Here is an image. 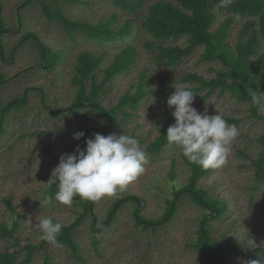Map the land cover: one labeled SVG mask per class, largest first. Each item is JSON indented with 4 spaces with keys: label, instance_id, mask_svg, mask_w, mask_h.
<instances>
[{
    "label": "rangeland",
    "instance_id": "rangeland-1",
    "mask_svg": "<svg viewBox=\"0 0 264 264\" xmlns=\"http://www.w3.org/2000/svg\"><path fill=\"white\" fill-rule=\"evenodd\" d=\"M0 1L6 28L11 30L2 37L7 57L26 32H33L48 46L64 51L59 64L50 71L39 67L38 47L32 39L16 46L12 59H0V71L7 78L0 85V105L20 96L23 91L27 98L23 107L5 114L0 133V223L9 226L15 218L4 202L7 199L19 213L14 234L22 244L30 242L39 245L42 240L37 222L40 219L52 217L54 222L69 224L82 212V205L77 201L72 207L54 200L51 204L43 203L44 197L48 196L44 191L45 185L52 180L51 173L59 163L60 154L73 152L77 144L81 146L82 138L73 139L74 133L99 129L104 122L103 117L91 109L62 112L55 117L50 115V109L57 110L72 103L75 89L70 83V76L75 57L80 51L105 53L97 72L100 76L102 67L112 60L124 42H99L79 32L68 36L56 20L45 15L39 0L26 5H23L25 0ZM45 3L71 19L93 23L106 19L111 13L118 12L119 21L128 16L117 9L111 0H92L88 4L64 0L52 3L51 0H45ZM146 5L134 16L136 25L133 34L125 41L136 48V62L130 70L106 82L99 100L106 108L114 107L127 89L134 90L140 73L146 72L149 93L133 111V117L122 123L117 135L125 133L135 136L147 154L148 163L144 174L130 183L125 191L92 202V210L98 221L105 218L112 201L126 194L143 198L138 213L141 212L145 218L155 220L163 215L166 207L164 199L172 195L171 176L176 175L183 185L189 171L180 157L179 147L170 145L158 154H151L145 149L157 135L156 123L163 111L156 93L158 72L167 73L172 94L175 91L174 84H183L190 89L196 85L181 80L185 72H195L208 79L214 75L213 70L221 68L217 62L200 60L202 47L173 67L157 64L151 51L143 46V42L149 39L140 24ZM215 12L214 27L225 17L224 13L216 9ZM241 22L242 19L237 17L230 26L227 33L229 42L235 41ZM164 44L184 46L186 37L168 40ZM194 97L193 107L198 111L207 110L209 115L219 113L223 118L236 119L235 125L240 132L232 142L228 163L221 169H210L198 181V187L215 200L226 203L224 215L209 221L212 236L220 244L239 245L243 250L250 251L249 254H243L245 251L238 253L223 247L220 253L228 260V264H255L253 261L264 264V185L254 178L249 159L238 153L243 151L249 157L256 158L260 150L257 138L263 132L264 125L251 115L249 102L238 101L229 92L218 94L216 91L205 96V90H202L195 92ZM95 133L108 135L93 131L89 133V138ZM135 206L131 202L122 204L109 226L100 228L99 232L92 230L90 214L81 220L72 238L82 261L76 259L68 247H56L45 242L29 264H43L45 258H48L49 264H200L201 255L191 244L196 242L203 212L201 207L184 195L169 222H164L155 230L152 227L144 230L135 223ZM28 219L32 223L26 227ZM8 243L10 239L0 237V251Z\"/></svg>",
    "mask_w": 264,
    "mask_h": 264
},
{
    "label": "trees",
    "instance_id": "trees-1",
    "mask_svg": "<svg viewBox=\"0 0 264 264\" xmlns=\"http://www.w3.org/2000/svg\"><path fill=\"white\" fill-rule=\"evenodd\" d=\"M31 1L33 0H25L23 5L29 4ZM64 1L88 4L92 0ZM39 2L45 15L56 20L68 36L79 32L99 42H124L113 55L112 60L102 67L100 76L97 72H99L105 53L95 54L90 50L80 51L75 57L70 76V83L75 89L72 103L57 110L50 109V115L53 117L62 112L71 113L81 108L94 110L103 117L104 122L99 129L91 128L84 131L85 136L82 137L81 148L85 146V139L90 137V132L118 134L122 123L133 117V111L149 93L148 78L146 72H143L140 73L134 90L127 89L114 107L106 108L99 100L100 95L104 93L106 82L118 74L127 72L136 62V48L125 41L128 36L133 34L136 25L134 16L145 4H147L145 15L140 24L148 33L149 39L143 42V46L146 50L151 51L154 61L164 67H173L198 47H202L200 60L217 62L221 68L213 70L214 75L208 79L195 72H185L181 76V80L196 84L191 90L194 92L205 90V96L216 91L218 94L229 92L238 101L249 102L251 115L264 125V106L260 111L262 106L252 100L253 94H264V0H231L227 7H222L220 0H111L117 9L128 16L119 21V13H111L106 19L95 23L71 19L64 13L48 6L45 0H39ZM51 2L56 3V0H51ZM215 9L225 14L216 27H214ZM2 13L3 4L0 1V59L2 61L12 59L16 46L25 40L32 39L38 47L39 61L37 63L39 67L50 71L59 64L64 55L63 49H53L33 32L24 33L7 57L3 49L2 37L4 33L11 32V30L6 28ZM237 17L242 19L241 26L235 41L229 42L227 33ZM181 36L186 37L184 46L164 44L165 41L176 40ZM20 73L22 72L18 74ZM5 81L7 78L0 71V85ZM156 85V93L163 111L161 119L156 123L157 135L145 147L146 151L151 154H158L170 145L178 147L175 144H169L166 138L167 128L175 123L171 114L174 108H169L166 103L167 98L171 95L167 73L158 72ZM26 101V92L23 91L20 96L0 105V133L3 130L5 114L13 109L23 107ZM224 119L229 124L237 123V120L231 117ZM257 142L260 144V150L256 158L249 157L243 151L238 153L249 159V163L253 167L254 178L264 185V130L257 138ZM180 157L188 167L187 180L185 184L181 185V181L176 179V175L171 176L172 195L170 198L164 199L166 207L161 217L155 220L145 218L141 212L138 213L142 207L143 198L135 194H126L118 196L112 201L105 218L98 221L92 210V202L81 201L79 197H75L74 201L82 205V212L71 223L64 224L65 227L62 228L58 240L72 251L76 259L82 261V258L77 254V246L72 238V233L86 215L90 214L92 217V230L99 232L100 228L109 226L117 209L122 204L131 202L136 204L133 208L135 223L144 230L151 227L155 230L164 222H169L176 212L178 202L185 195L203 210L196 242L191 244L201 255L200 264H228V260L220 253L223 247H229L238 253L245 251L243 254H249V250H243L244 248L239 245L220 244L219 240L213 238L209 221L224 215L226 203L215 200L207 191L198 187L199 179L205 176L210 169L204 170L198 165L190 164L182 155V151ZM57 184L55 177H52V180L45 185L46 195L53 196L57 191ZM4 202L15 218L9 226L0 223V237L10 239V243L0 251V264H29L35 252L44 245L45 241L42 240L39 245L30 242L22 244L19 237L14 234L18 226L19 213L9 200L4 199ZM93 244H95L94 241ZM48 262V258H45L43 264H49Z\"/></svg>",
    "mask_w": 264,
    "mask_h": 264
},
{
    "label": "clouds",
    "instance_id": "clouds-1",
    "mask_svg": "<svg viewBox=\"0 0 264 264\" xmlns=\"http://www.w3.org/2000/svg\"><path fill=\"white\" fill-rule=\"evenodd\" d=\"M230 3L231 0H220L222 7ZM173 87L175 91L166 101L169 108H174L171 114L175 120L167 128L168 143L177 145L190 164L204 170L223 168L232 152V142L240 135L237 126L229 124L219 113L209 115L207 110L198 111L193 107L195 92L187 86L174 84ZM252 100L264 106V95L253 94ZM84 136L83 131H78L73 139ZM147 163V154L135 136L95 133L85 139L83 148L77 144L73 152L60 154L59 163L51 173L58 182L57 191L51 197L45 196L43 203L51 204L54 200L72 207L75 197L94 203L116 196L144 174ZM28 220L26 227L32 223ZM37 227L41 240L63 247L58 236L64 224L44 217L37 222Z\"/></svg>",
    "mask_w": 264,
    "mask_h": 264
}]
</instances>
